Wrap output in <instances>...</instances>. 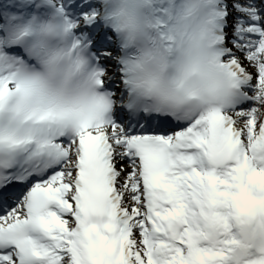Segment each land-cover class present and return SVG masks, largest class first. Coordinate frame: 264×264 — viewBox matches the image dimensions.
Listing matches in <instances>:
<instances>
[{"label":"snow or ice","instance_id":"obj_1","mask_svg":"<svg viewBox=\"0 0 264 264\" xmlns=\"http://www.w3.org/2000/svg\"><path fill=\"white\" fill-rule=\"evenodd\" d=\"M0 264H264V0H0Z\"/></svg>","mask_w":264,"mask_h":264}]
</instances>
